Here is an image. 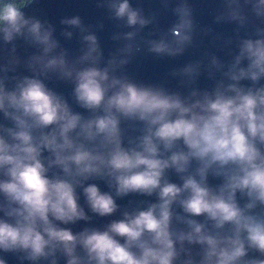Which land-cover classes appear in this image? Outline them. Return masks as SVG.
<instances>
[{
  "label": "clouds",
  "instance_id": "obj_1",
  "mask_svg": "<svg viewBox=\"0 0 264 264\" xmlns=\"http://www.w3.org/2000/svg\"><path fill=\"white\" fill-rule=\"evenodd\" d=\"M31 3L0 0V40L12 44V54L18 39L39 50L27 60L32 75L9 76L20 63L15 55L0 65L7 121L0 123V254L20 264H264V28L239 41L214 88L184 95L123 71L140 51L139 32L155 20L129 0L98 2L132 29L113 36L125 43L105 63L92 32L70 61L54 27L22 11ZM224 3L217 22L243 27L248 12L264 22V0ZM172 11L168 31L144 41L149 53L174 57L193 43L188 0ZM61 24L88 31L79 16ZM211 64L225 67L215 56ZM199 68L188 64L173 75L192 83ZM50 74L73 83L87 115L47 86ZM78 189L99 217L119 211L117 198L155 199L102 228L73 232L67 225L92 218ZM5 255L0 264H8Z\"/></svg>",
  "mask_w": 264,
  "mask_h": 264
},
{
  "label": "water",
  "instance_id": "obj_2",
  "mask_svg": "<svg viewBox=\"0 0 264 264\" xmlns=\"http://www.w3.org/2000/svg\"><path fill=\"white\" fill-rule=\"evenodd\" d=\"M98 2L99 0H33V3L23 8L22 11L29 16H36L42 22H47L54 27V38L59 41L61 48L67 50L70 61L75 60L86 48L82 37L89 32L94 33L103 53L102 63H105L125 43L123 40H114L113 36L117 33L132 31V29L124 27L122 21L111 18L107 7H98ZM129 2L132 7L141 8L146 17L154 16L155 20L139 32L135 42L140 45V51L133 53L130 63L124 67L123 71L135 82L163 85L170 91L180 92L184 95H187L193 88L200 90L214 88L217 81L223 78L222 71L227 70V65L237 54L239 41L250 36L254 38L255 29L257 27L264 28V22L255 18L250 12L247 13L248 20L243 27L237 22L227 20L217 22L216 17L225 12L224 0H188L193 9V18L196 24L193 43L180 55L158 56L147 51L144 41L158 39L161 34L168 31L176 20L172 9L176 6L177 0H168L167 7L164 6V0H129ZM73 16H79L88 31L81 32L77 28L61 24L62 19ZM65 30L73 33L71 38L63 35ZM14 44L16 52L12 54V44L5 45L0 40V65L7 63L12 55H15L19 58L20 63L15 65V73L9 72V76L32 75L27 67V60L31 55L38 54L39 50L21 39L14 41ZM213 56L225 65L224 69L218 71L212 66ZM197 62L200 65L199 75L194 82L189 83L185 76L173 75L174 72H178L186 65ZM45 83L49 88L63 95L74 110L85 115L88 114L75 103L72 96L74 85L71 81L61 80L56 75L50 74ZM0 123H7L3 119L2 113H0ZM123 126L128 129V135L134 134L129 124ZM171 178L173 181L176 180L175 176ZM89 182H96L102 191H108L106 184L102 181ZM77 191L80 194L79 202L92 218L87 222L79 221L74 225H67L72 228L73 232L81 231L85 227L102 228L111 220L121 218V212L124 210L131 211L137 207H143L145 206L143 202L149 200L154 202L155 199L137 194L122 199L117 198V203L120 205L119 211L110 217H99L88 211L82 191L80 189ZM5 258L8 264H20L13 254H6ZM23 264H29V262L24 261ZM60 264H64V262L61 261Z\"/></svg>",
  "mask_w": 264,
  "mask_h": 264
}]
</instances>
